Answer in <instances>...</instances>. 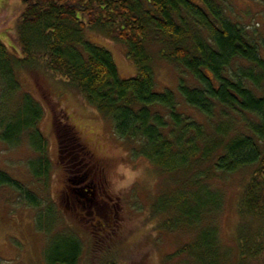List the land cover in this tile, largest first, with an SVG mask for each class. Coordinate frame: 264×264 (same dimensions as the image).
I'll return each instance as SVG.
<instances>
[{
    "label": "trees",
    "instance_id": "obj_1",
    "mask_svg": "<svg viewBox=\"0 0 264 264\" xmlns=\"http://www.w3.org/2000/svg\"><path fill=\"white\" fill-rule=\"evenodd\" d=\"M229 1L21 0L13 41L20 58L0 42L2 141L18 146L25 139L36 155L30 170L46 181L47 144L38 128L43 109L21 91L16 69L44 71L75 90L120 140L134 146V156L147 160L177 191L163 210V225L191 239L169 256L176 264H264V32L258 37L233 20ZM89 32L120 45L136 75L121 79L111 54L91 43ZM152 49L177 69L182 102L207 123L180 112L174 93L155 92ZM59 145L61 155H71L65 143ZM242 171L250 174L238 203L234 251L219 238L214 221L223 196L211 184ZM3 186L40 208L35 196L0 172ZM56 227L57 219L46 264H77L80 241Z\"/></svg>",
    "mask_w": 264,
    "mask_h": 264
},
{
    "label": "rangeland",
    "instance_id": "obj_2",
    "mask_svg": "<svg viewBox=\"0 0 264 264\" xmlns=\"http://www.w3.org/2000/svg\"><path fill=\"white\" fill-rule=\"evenodd\" d=\"M226 11L256 36L263 34L264 0H231ZM21 12V0H0V42L16 58H20V54L13 41ZM87 36L91 43L111 54L121 79L136 75L135 67L120 45L102 33L89 32ZM153 50L155 92L174 93L180 112L202 124L207 123L202 114L182 102L177 89V69L156 57ZM16 78L21 91L43 109L38 128L47 144L50 171L46 181L37 180L30 170L36 155L27 141L23 139L18 146L4 143L0 127V172L19 183L22 191L35 196L40 204V208L35 209L24 201L21 191L0 187L1 264H46L44 252L50 250L54 242L50 231L56 219V232H72L82 245L77 264H176L169 256L188 243L191 235L176 231L177 228L172 231L164 228L167 218L163 210L168 198L173 199L177 192L169 188V180L147 160L134 156V146L120 140L112 124L75 90L44 71L18 68ZM4 113H0V119ZM60 117L66 119L65 123H54ZM60 143L66 144L71 155L60 154ZM79 169L102 188L99 205L95 207L96 217L75 211L80 206L67 184L70 171L73 175ZM249 174L250 171H242L220 176L211 184L223 196L221 210L214 221L219 238L225 247L234 251L240 224L238 203ZM160 192L166 194L165 197L161 198Z\"/></svg>",
    "mask_w": 264,
    "mask_h": 264
},
{
    "label": "flooded vegetation",
    "instance_id": "obj_3",
    "mask_svg": "<svg viewBox=\"0 0 264 264\" xmlns=\"http://www.w3.org/2000/svg\"><path fill=\"white\" fill-rule=\"evenodd\" d=\"M69 175L71 177L68 179L67 184L69 192L74 197L76 203L80 206V208H76L75 211L81 215L91 214L97 216V209L95 207L99 205L98 196L103 192L102 188H98L92 180H88V175L82 173L80 169L73 172V175L72 171H70Z\"/></svg>",
    "mask_w": 264,
    "mask_h": 264
}]
</instances>
